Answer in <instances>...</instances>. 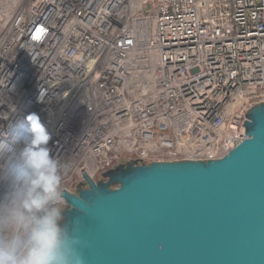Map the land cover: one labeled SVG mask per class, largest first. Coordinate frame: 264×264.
<instances>
[{
  "label": "built area",
  "instance_id": "1",
  "mask_svg": "<svg viewBox=\"0 0 264 264\" xmlns=\"http://www.w3.org/2000/svg\"><path fill=\"white\" fill-rule=\"evenodd\" d=\"M24 2L0 17V129L38 115L62 191L124 154L222 158L264 103V0Z\"/></svg>",
  "mask_w": 264,
  "mask_h": 264
},
{
  "label": "water",
  "instance_id": "2",
  "mask_svg": "<svg viewBox=\"0 0 264 264\" xmlns=\"http://www.w3.org/2000/svg\"><path fill=\"white\" fill-rule=\"evenodd\" d=\"M210 160L130 159L64 192L86 264H264V103Z\"/></svg>",
  "mask_w": 264,
  "mask_h": 264
},
{
  "label": "clouds",
  "instance_id": "3",
  "mask_svg": "<svg viewBox=\"0 0 264 264\" xmlns=\"http://www.w3.org/2000/svg\"><path fill=\"white\" fill-rule=\"evenodd\" d=\"M50 139L34 113L0 129V264H86L64 216L63 166Z\"/></svg>",
  "mask_w": 264,
  "mask_h": 264
},
{
  "label": "rangeland",
  "instance_id": "4",
  "mask_svg": "<svg viewBox=\"0 0 264 264\" xmlns=\"http://www.w3.org/2000/svg\"><path fill=\"white\" fill-rule=\"evenodd\" d=\"M25 5L24 0H0V17L4 20L7 21L9 17H11L14 13H16L21 6V4ZM22 5V6H23ZM130 159H133V157L129 155H123L120 160H115L113 165H118V164H123L129 161ZM99 178V177H98ZM101 178V176H100ZM66 208V207H65Z\"/></svg>",
  "mask_w": 264,
  "mask_h": 264
},
{
  "label": "bare ground",
  "instance_id": "5",
  "mask_svg": "<svg viewBox=\"0 0 264 264\" xmlns=\"http://www.w3.org/2000/svg\"><path fill=\"white\" fill-rule=\"evenodd\" d=\"M22 5H23V3L21 4V6L19 8H21ZM150 83H151L150 75L147 73L142 74V76L139 78V86L149 85Z\"/></svg>",
  "mask_w": 264,
  "mask_h": 264
},
{
  "label": "flooded vegetation",
  "instance_id": "6",
  "mask_svg": "<svg viewBox=\"0 0 264 264\" xmlns=\"http://www.w3.org/2000/svg\"><path fill=\"white\" fill-rule=\"evenodd\" d=\"M114 168V167H113ZM98 181H101V182H107V179H105L103 176L101 177V179H99Z\"/></svg>",
  "mask_w": 264,
  "mask_h": 264
}]
</instances>
